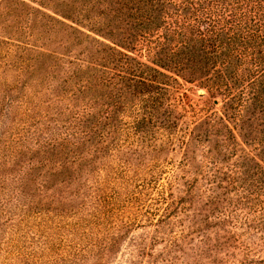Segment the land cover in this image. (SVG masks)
<instances>
[{"label":"trees","instance_id":"1","mask_svg":"<svg viewBox=\"0 0 264 264\" xmlns=\"http://www.w3.org/2000/svg\"><path fill=\"white\" fill-rule=\"evenodd\" d=\"M3 1L0 264H264V0Z\"/></svg>","mask_w":264,"mask_h":264},{"label":"rangeland","instance_id":"2","mask_svg":"<svg viewBox=\"0 0 264 264\" xmlns=\"http://www.w3.org/2000/svg\"><path fill=\"white\" fill-rule=\"evenodd\" d=\"M13 5V2L8 6L7 1L0 0V24L4 21V19L9 18L8 16H6V14L10 10L9 8ZM34 6L39 7L37 4H35ZM42 10L45 13L53 14L52 10ZM177 89L178 94L175 92L174 93L176 95L186 96V104L192 105L196 109L197 113H199V115L208 113L210 110H221L222 108V102L220 97L214 99V97H217V95L209 94L205 89H201L197 84H185L184 82L180 81V86H177ZM216 101L218 102V104H216ZM167 158H174V161H180L182 157L181 153H178L176 156L168 154ZM169 169L170 170L168 172H172V168L169 167ZM169 174L171 173H168L164 178L167 179ZM115 224L117 226L116 230L111 229L108 225L106 226V228H104L102 232L104 234V239L107 240L110 239L112 236H118V234H120L121 236L123 234L120 233L121 231L118 230L120 228L118 226H121V220L119 219L118 221H116ZM151 231L152 229L149 228H136L134 230L132 229L131 232H129L127 235H125L124 238L119 241V244L115 249L116 251H114L110 255L108 264H148L150 262V259L145 256H138V247L136 246V244L133 243V241L144 237ZM165 247L166 246L164 244H161L153 247L150 252L153 253L155 257H158L159 255L165 256L167 255V249H165ZM252 248V246H250V248H248V246H226L225 248L223 247L222 250H219L216 256V258L219 260V263L215 261L204 260L203 264H243L245 260L252 258L255 252L258 250V248ZM232 253L236 255V258L230 256ZM261 256L262 257L260 258H264V254H261ZM170 257H173V255L171 254ZM192 257L193 254L189 253V257L186 258V261L182 259L178 262H175L174 264H185L187 262H191L193 260ZM167 258L168 257H166V259ZM255 258L258 259V257ZM157 261L161 264H164L161 258H158Z\"/></svg>","mask_w":264,"mask_h":264},{"label":"water","instance_id":"3","mask_svg":"<svg viewBox=\"0 0 264 264\" xmlns=\"http://www.w3.org/2000/svg\"><path fill=\"white\" fill-rule=\"evenodd\" d=\"M216 104H218V102L216 101Z\"/></svg>","mask_w":264,"mask_h":264}]
</instances>
